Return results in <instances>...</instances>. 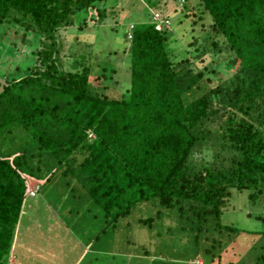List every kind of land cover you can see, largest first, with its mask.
<instances>
[{
    "label": "trees",
    "instance_id": "1",
    "mask_svg": "<svg viewBox=\"0 0 264 264\" xmlns=\"http://www.w3.org/2000/svg\"><path fill=\"white\" fill-rule=\"evenodd\" d=\"M182 1L186 55L169 49L170 13L148 2L150 21L123 18L127 43L93 74L92 30L125 0H0V23L37 37L27 72L0 86V264H24L26 249L63 264V228L85 231L76 262L87 264H264V226L221 222L232 189L264 199V0H196L193 10ZM153 13L167 20L160 29ZM60 30L79 39L69 69ZM118 54L130 84L112 97ZM136 209L151 210L137 224L160 237L152 251L114 242Z\"/></svg>",
    "mask_w": 264,
    "mask_h": 264
},
{
    "label": "rangeland",
    "instance_id": "2",
    "mask_svg": "<svg viewBox=\"0 0 264 264\" xmlns=\"http://www.w3.org/2000/svg\"><path fill=\"white\" fill-rule=\"evenodd\" d=\"M148 2H157V10H163V14L170 13L172 24L170 32L171 38L168 45L169 49H174L173 52L177 53L180 56L186 55L189 47L186 45V43H183L184 39H180L179 34H181L184 31V27L189 24V19H185L184 16L186 12H189V10L183 8L185 6L181 5V3L183 2L182 0H125L124 3L113 8L114 14H118L116 20H111L108 25L96 26V30H92L95 40V52L93 53V57L86 62L91 64V73H97V69L100 66L102 60L108 59L109 57L113 58V55H110L111 47L117 49L120 48L119 45L127 43L125 39V31H127V28L129 26V20H123V18L127 19L129 18L130 14L136 13L135 21H137L138 23L150 21L151 14H148L144 10V8L145 6H149V9L151 10L154 8L150 4L148 5ZM195 2L196 0L184 1L185 4L189 5L190 10H193L192 7H194L195 4L192 3ZM179 7L181 10H183L182 12L180 11ZM192 19L197 20V17H192L191 20ZM185 20H187V22ZM195 27L197 31L200 29L199 24H196ZM71 33L67 34L64 30H60V34L62 37L59 39V48L61 51L60 57L63 56L60 59L62 61V68L65 69L73 67V58L70 57L69 54H67L71 47L70 40L71 38L79 40L78 36H74L75 33ZM84 35H82L81 33L79 34L81 38L86 37V34ZM36 46L37 37L33 33L29 34L26 37H23V34L18 27H14L8 23H0V86L5 82V80L7 81L9 79L19 77L27 72L28 66L33 63V55L31 54V51L35 49ZM114 58L116 59V61H114L116 70L114 74V80H111V82H106L107 86H109V88L111 87L108 90L110 96L112 97L122 95L125 92V89L130 84V72L127 62H123L122 57L119 54ZM226 70L227 69L223 65L221 75L224 81L232 76L231 72L229 73ZM231 71L233 70L231 69ZM103 85L104 82H101L99 86L102 87ZM229 201V206L227 207V209L223 210V213L221 215L222 223L237 225L244 229L260 230L264 226V221L256 219L255 217L259 214H262V216L264 217V199L260 200L261 202L259 205H254L245 197L244 193L240 195V192L232 189ZM150 211L151 210L147 209L132 210L130 216H128L121 225H118L115 232L116 238L114 242L118 243L122 248L128 247L131 252H133L132 250L134 249V245L132 242H135L138 245L143 244L147 248H149L150 251L155 249L156 245H158L157 242H159L160 237L156 236V232L147 233L146 229L138 227L137 224L138 218L142 215H147ZM94 212L96 213L99 211ZM61 213L62 215L66 214V212ZM82 213L86 214L84 215ZM92 214L93 213L90 210H80L79 212V216L84 215L82 216V219L88 218L91 221V225L93 224L92 217H94L92 216ZM165 224L172 225L174 224V222L166 219ZM101 225L102 219L96 218L93 225L94 229L100 228ZM81 228L82 227L80 226V229ZM63 230L64 231L61 232L57 237H54V239L57 240L58 243L62 242L64 244V246H62L63 248L54 245V247H57V250L61 254L62 259L60 260V262H63V264H87V262L82 261L81 258L78 260V262H76L77 255L80 256L82 253L81 248L83 244L81 237L83 235H86L85 231L79 238L73 233L72 235L68 233L66 229L63 228ZM72 246L73 248L71 250H68ZM28 250L30 249H26V251H20L19 258H24V264H52L49 261L44 260H40L39 262L37 260V257L39 258L40 255L37 256V250H32L31 253H29ZM243 252L241 254H243ZM238 258L239 254L236 253L234 257L230 255L228 259L235 261ZM12 260L14 261L13 258ZM224 262L227 261H224L223 259L221 264H224ZM195 263L201 264L202 261L198 259Z\"/></svg>",
    "mask_w": 264,
    "mask_h": 264
},
{
    "label": "built area",
    "instance_id": "3",
    "mask_svg": "<svg viewBox=\"0 0 264 264\" xmlns=\"http://www.w3.org/2000/svg\"><path fill=\"white\" fill-rule=\"evenodd\" d=\"M152 19L156 23V29H160L162 27V23L164 20L165 22H167V20L165 19V16H162L159 13H153Z\"/></svg>",
    "mask_w": 264,
    "mask_h": 264
},
{
    "label": "clouds",
    "instance_id": "4",
    "mask_svg": "<svg viewBox=\"0 0 264 264\" xmlns=\"http://www.w3.org/2000/svg\"><path fill=\"white\" fill-rule=\"evenodd\" d=\"M152 21H154V20L152 19Z\"/></svg>",
    "mask_w": 264,
    "mask_h": 264
}]
</instances>
